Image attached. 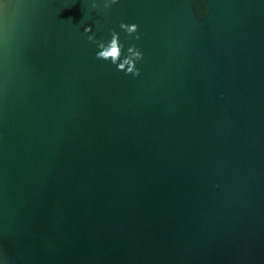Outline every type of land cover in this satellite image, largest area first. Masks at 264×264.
I'll list each match as a JSON object with an SVG mask.
<instances>
[{
	"label": "water",
	"instance_id": "water-1",
	"mask_svg": "<svg viewBox=\"0 0 264 264\" xmlns=\"http://www.w3.org/2000/svg\"><path fill=\"white\" fill-rule=\"evenodd\" d=\"M106 2L0 0V264H264V0Z\"/></svg>",
	"mask_w": 264,
	"mask_h": 264
},
{
	"label": "clouds",
	"instance_id": "clouds-1",
	"mask_svg": "<svg viewBox=\"0 0 264 264\" xmlns=\"http://www.w3.org/2000/svg\"><path fill=\"white\" fill-rule=\"evenodd\" d=\"M118 0H107L105 3V8H110L112 4L117 3ZM96 5L93 4V7ZM119 27L127 32V34L132 37L134 35L135 39H140L139 25L137 23H125L121 22ZM86 32H91V26L85 28ZM89 40L93 41L98 45L100 51L96 53L98 59L111 60V62L117 65L118 70H126V74H133L138 76L140 74V69L136 67L138 60L143 58V52L136 46L132 45L127 49V55L124 53V44L121 43L120 33L112 30L111 40H96L95 34L88 37ZM123 57V58H122Z\"/></svg>",
	"mask_w": 264,
	"mask_h": 264
}]
</instances>
